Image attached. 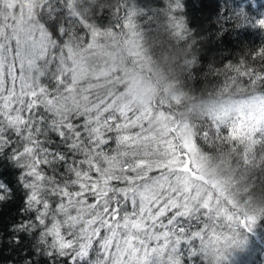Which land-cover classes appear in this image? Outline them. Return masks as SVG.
Here are the masks:
<instances>
[{
    "label": "snow or ice",
    "instance_id": "obj_1",
    "mask_svg": "<svg viewBox=\"0 0 264 264\" xmlns=\"http://www.w3.org/2000/svg\"><path fill=\"white\" fill-rule=\"evenodd\" d=\"M0 264H264V0H0Z\"/></svg>",
    "mask_w": 264,
    "mask_h": 264
}]
</instances>
